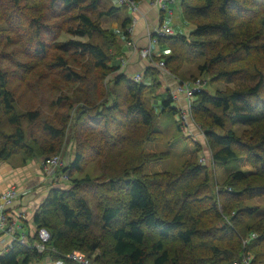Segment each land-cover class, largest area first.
I'll list each match as a JSON object with an SVG mask.
<instances>
[{
    "label": "trees",
    "instance_id": "trees-1",
    "mask_svg": "<svg viewBox=\"0 0 264 264\" xmlns=\"http://www.w3.org/2000/svg\"><path fill=\"white\" fill-rule=\"evenodd\" d=\"M179 3L194 28L188 35L158 37L169 54L157 57L180 80H187L179 74L188 62L213 81L234 85L215 93L196 90L190 113L213 162L245 157L253 171L229 173L215 193L194 143L180 172L141 174L146 163L168 155L148 152L146 144L175 127L166 141L171 145L182 128L173 117L179 110L171 93L158 91L159 71L147 67L136 82L120 70L122 46L101 19L125 5L0 0V162L17 154L22 162L60 154L68 119L74 142L73 159L59 169L70 187H51L33 213L36 230L50 233L48 249L36 251L35 233L25 244L14 240L0 255L2 264H27L45 255L70 263L66 254L78 250L89 256L99 250L93 264H230L248 252L254 255L251 264H264V204H249L264 203V0ZM130 19L123 17L122 28ZM117 50L119 56H113ZM38 67L44 68L37 82L52 75L65 87L77 83L82 100L72 101L75 87L68 89L71 94L61 90L50 97L53 85L44 89L35 82L28 85L39 103L22 107L17 88L25 89ZM49 104L48 109H67L60 121L53 114L58 126L43 111ZM106 156L103 179L89 173L77 177L87 163Z\"/></svg>",
    "mask_w": 264,
    "mask_h": 264
},
{
    "label": "rangeland",
    "instance_id": "rangeland-1",
    "mask_svg": "<svg viewBox=\"0 0 264 264\" xmlns=\"http://www.w3.org/2000/svg\"><path fill=\"white\" fill-rule=\"evenodd\" d=\"M178 1L179 0H176V2H175L176 5L180 4ZM136 4H137V2H136ZM129 10L125 7H122V8H120V10L118 11V13L116 15L105 16L101 19V26L104 27V29H106V30H111V32L117 38V41H120V42L124 41V35H123L124 29L121 27V23H120L121 20L120 19L124 15H128L129 17H131L130 12L132 10H130V11ZM177 10H178V12H176V10H174V13H175V16L180 20V23L178 24L179 25L178 28H181V29L179 31H177L175 34L188 35L192 31L194 26L191 25V23H189L187 20H185V18L183 17V14L181 12L180 7ZM113 16L117 17V20H114ZM133 19H134V17H132L130 19V23L127 25V28L132 23ZM164 21L166 22L165 19H164ZM128 34H130V33L128 32V30H126L125 35L128 36ZM11 35H13V34H11ZM70 37L71 36H69V35H63L62 39L66 40V39H69ZM62 39H60V40H62ZM128 39H130V38L128 37ZM128 39H127V41H128ZM132 42L135 44L136 50H134L132 46H130V45L129 46L132 48V50L137 52V54L139 55L140 58H143L139 54V50L142 49L143 47H137L136 43L134 41H132ZM153 44H158V41L156 43H153ZM157 46L159 47L158 49L156 48ZM122 47L124 50L123 45H122ZM153 48L157 49L159 56L164 57V56H167L169 54V50H168L167 46H165V45L158 44V45H154ZM53 53L55 54V52H53ZM112 53H115V55L113 54V56H119L118 50L116 52H112ZM151 54H152V52H151ZM152 58L155 61L163 60L162 58L158 59V57L156 55H153V54H152ZM143 59L148 61L147 58H143ZM43 68L44 67H38L36 70H34L31 73V75L27 79V82L23 83V87L26 86V84H27L25 89L20 87V86L17 88V94L18 95L21 94L20 105L22 107L29 108L30 106L33 107L39 103V101H40L39 95L36 94L35 89L31 90L29 88L28 83L33 84V83L37 82L36 81L37 77L41 74ZM152 68L159 71L158 74L156 75V77L158 79L157 82H158V86H159L158 87L159 92L163 91L164 89L162 90L161 87L162 86L164 87V85L166 83H168V81L163 82V79H164V77H162V76H164L163 74L168 75L171 79H174L177 82L176 92L171 93V95L173 94L172 99L174 101L177 100L179 94H181L185 97V95L183 93L178 91V86L181 85V83L185 82V83H189L191 85L199 78L201 79L200 80L201 88L209 91L210 93H215L217 90L220 91V90H225V89H229V88L234 87V85L232 83L227 84V83L220 81V80L213 81L210 74L208 75L207 73H202V74L198 73L196 66L193 64H190L188 62L184 63L181 66V70H180L181 73L179 74L181 76H184V78H186L187 80H180L179 77L172 74L167 69L166 65H165L164 70L156 68V67H152ZM145 69H147V67H145L144 70ZM81 70L82 69H78V71H81ZM144 70L141 72H137V73H140L141 80L143 78ZM14 73L17 74V76H19L18 73H20V71H18V72L15 71ZM129 74H126V76L130 78V75H134L136 73H131L130 75ZM113 75H115V73L111 74L110 77H112ZM191 75H193V76H191ZM195 76L196 77L198 76V77L196 79H190L191 77H195ZM91 81H94V75L91 77ZM37 83L41 88H44V84L46 85V83H48V85H49V83L53 85L52 87H50V97L57 96L61 90H62L61 94H63V95L71 94V91H68V89L71 86L75 87V93L72 96V101H75V100L81 101L82 100L81 93L76 92V88L78 86L77 83L74 85H71V86L68 85L67 87H65V85L62 84L56 76H52V75L49 76V78H47L46 80H42V81L37 82ZM165 90H167L169 92L168 89H165ZM177 93H179V94H177ZM22 94H23V96H22ZM159 95H161V94H159ZM157 100L158 99L153 98L151 100V104L157 105L159 103V100L158 101ZM192 100H193V97H192L191 101ZM44 101H46V100H44ZM186 102H187V99L185 98V105H186ZM49 107H50V104L48 107L45 106L43 111L48 115L47 117H48L49 122L53 125L58 126L57 120L52 119L53 114L55 115V113H57L58 115H55L56 117H54V118L58 119V121H60L61 119H65V116L63 117V115H65V113H67V109L66 108H64V110H62L60 108L48 109ZM180 109L181 108H179V110ZM49 117H50V119H49ZM165 117H163V118H165ZM173 117L178 120L179 113L174 115ZM187 123L188 124L186 126L181 124L182 129H181L180 133H177V136L175 138L170 139V140H174L173 144L169 145L166 141H167L168 137L176 131L175 127H170L167 130V132L165 133V135H163V137L161 138L160 141L151 142V143L146 144V147H145L146 151H148V152H150V151L151 152L168 151L167 152L168 155L166 157L160 159V160H156V161L146 163L144 165L143 169L141 170V174H149V173H154V172H158V171H169V172H173V173L180 172L182 163L189 156L190 152L195 147L194 143H197L198 146L200 147V151L198 153V161L200 163H203L204 166H206V168L208 169L209 174H210V179H211L212 190L215 193L218 192V190H220L221 187H223L222 184L224 183V181L227 178V176L229 175V173L234 172V171H242V172L248 174V173H251L253 171V168L247 164L245 157H240L238 159H232L226 163H221L218 161L213 162L211 160V153H210L208 146L205 142V138L203 136L202 129L193 120L191 113H190V121L187 120ZM36 129L39 133V126H37ZM215 129L217 131H220V129H218V128H215ZM71 130H73V123H71V119H68L67 126L65 127V135H64L65 139H64V142L61 146L62 152L61 153L59 152L64 165H65V163L67 165L73 159V156H74V142L71 139ZM240 132L241 131L238 130V133H240ZM34 158L36 160L41 159L38 157H33L32 159H34ZM32 159H27L25 162H22L20 154H17V155H15V157L12 158V160L15 162L14 165H16V164L22 165V164H25L27 161H30ZM107 159H108V157L106 156L104 158V161L94 160V161L87 163L82 168V172L79 175L77 174V177L83 176L86 173H89L92 176H96L98 179H103V177L100 175L104 172L103 168L107 165ZM202 159H203V161H201ZM59 169H57L56 172H54L56 178H54L52 181H50L49 184H52V182H53L55 187L58 186V187H62V188H69L71 185V181L68 180V175H67V178H65V181H62V179H64V178H61L62 174H67V173H65L64 171H61ZM58 170H59V172H57ZM42 200H41V202H42ZM91 204L94 206V202ZM249 204H252V205L262 204L263 205L264 203H263V200L253 199V200H250ZM94 208H95V206H94ZM98 253H99V250H96V251H93L92 253H90L91 256H89V255L88 256L91 259H93V257H95V255H97ZM248 255H250L252 258L254 257L253 253L248 252V253L244 254V256L242 257L240 262L234 261L230 264H245L244 259ZM251 263H252V259L250 261V264Z\"/></svg>",
    "mask_w": 264,
    "mask_h": 264
},
{
    "label": "crops",
    "instance_id": "crops-1",
    "mask_svg": "<svg viewBox=\"0 0 264 264\" xmlns=\"http://www.w3.org/2000/svg\"><path fill=\"white\" fill-rule=\"evenodd\" d=\"M136 2L137 9L135 12H130L131 17L124 15L120 19L121 27L123 17H134L136 19V23L128 36L125 35L127 27L123 28L124 41H119L120 45L124 46L123 56L120 59V68L125 74L141 72L145 67L148 66L147 61L143 58H140L137 52L132 50V48L127 44L128 37L136 43L137 47H144L147 46L148 43V32L159 23L169 24L174 35L181 29L178 28L180 20L175 16L174 13V10L178 12L177 9L180 7V4L176 5V0L165 2L164 10L154 5V0H136ZM125 8L127 7L125 6ZM113 19L117 20V17L113 16ZM154 45L158 44L151 45V52L153 55L159 56L157 51L159 47L157 46V49L153 48ZM163 75V82L168 81V83H166L164 87H161L162 90L168 89L169 93H175L177 82L174 79H171L168 75ZM163 91H160V93ZM173 104L178 108V110L179 108H184L186 106L185 97L179 94L177 100H175ZM14 163L15 162L12 159L9 161L0 162V191L9 187L10 185H14L19 191L24 192V194L21 195L15 204L6 212L8 224L6 229L0 234V255L8 250L11 247L12 242L17 238H25L26 241H29L30 238L35 234L36 228L33 223L34 210L39 205L43 197H45L47 191L51 187H54L53 182L52 184H49V182L52 180L44 177L43 175L42 159L36 160L34 158L22 165H14ZM57 172H59V170ZM62 181H65V179H62ZM27 264L56 263L55 260L51 258V256L45 255L41 259H32L28 261Z\"/></svg>",
    "mask_w": 264,
    "mask_h": 264
},
{
    "label": "built area",
    "instance_id": "built-area-1",
    "mask_svg": "<svg viewBox=\"0 0 264 264\" xmlns=\"http://www.w3.org/2000/svg\"><path fill=\"white\" fill-rule=\"evenodd\" d=\"M117 4L119 5H125L128 9L132 11H136L137 4L135 0H115ZM172 1V0H154L153 4L156 5L158 8L164 10L165 9V2ZM136 19L134 18L132 20V23L127 28L128 32L131 33L132 27L135 24ZM173 31L169 24L167 23H159L155 25L149 32H148V44L147 46L143 47L139 50V54L143 58H147V67H156L159 69H165L164 61L159 60L155 61L152 58L151 54V45L153 43L157 42V38L160 36H169L172 35ZM127 44L132 46L134 50L135 44L132 42L131 39H128ZM121 70V69H120ZM122 71V70H121ZM130 78L133 81L139 82L141 81V75L140 73H136L134 75H130ZM200 78L197 79L193 84L189 83H181V85L178 86V91L183 93L185 95V98L187 99L186 107L181 108L179 110V117L178 120L180 121V124L187 125V120L190 121V105H191V99L193 97V94L196 90L201 88L200 85ZM173 96V94H172ZM175 96V95H174ZM203 161V159L201 160ZM65 166L60 154H53L50 155L42 160V172L44 177H47L48 179L53 180L55 177V173L57 169L60 167ZM61 178H67V174H62ZM24 192H21L18 190V188L14 185H10L9 187L3 189L0 191V234L6 229L8 224V217H7V210L12 207L15 202L19 199L21 195H23ZM37 239L33 243V247L38 252H44L48 249V243L50 240V233L49 231L44 228H38L36 230ZM17 241L20 243H27L25 238H17ZM51 250H55L54 247H51ZM66 259L69 260L70 263L74 264H93L92 259L85 253H82L80 251H71L66 254ZM252 257L248 255L244 261L245 264H250ZM56 264H65L64 259H57L55 260ZM0 264H2L0 262Z\"/></svg>",
    "mask_w": 264,
    "mask_h": 264
}]
</instances>
